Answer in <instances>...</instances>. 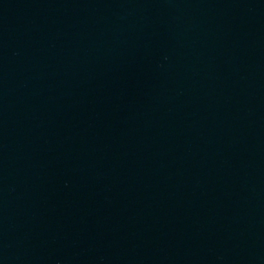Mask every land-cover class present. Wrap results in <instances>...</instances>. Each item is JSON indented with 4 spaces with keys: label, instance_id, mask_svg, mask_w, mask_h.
I'll return each mask as SVG.
<instances>
[{
    "label": "water",
    "instance_id": "95a60500",
    "mask_svg": "<svg viewBox=\"0 0 264 264\" xmlns=\"http://www.w3.org/2000/svg\"><path fill=\"white\" fill-rule=\"evenodd\" d=\"M0 264H264V0H0Z\"/></svg>",
    "mask_w": 264,
    "mask_h": 264
}]
</instances>
